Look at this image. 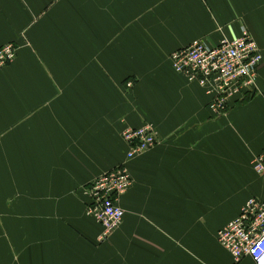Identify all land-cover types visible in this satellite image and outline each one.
<instances>
[{"label": "crops", "instance_id": "1", "mask_svg": "<svg viewBox=\"0 0 264 264\" xmlns=\"http://www.w3.org/2000/svg\"><path fill=\"white\" fill-rule=\"evenodd\" d=\"M245 27L258 90L214 114L169 55ZM0 264L235 263L217 232L264 199V0H0ZM132 80L131 90L123 84ZM157 145L126 162V129ZM125 163L120 227L100 243L94 180Z\"/></svg>", "mask_w": 264, "mask_h": 264}, {"label": "built area", "instance_id": "2", "mask_svg": "<svg viewBox=\"0 0 264 264\" xmlns=\"http://www.w3.org/2000/svg\"><path fill=\"white\" fill-rule=\"evenodd\" d=\"M15 55L13 44L2 46L0 68L12 63ZM170 63L175 73L203 89L209 98L207 109L221 114L232 100L258 90L262 55L248 30L242 27L237 38L221 39L214 47L199 40L175 50ZM127 87H131V83ZM121 137L127 145L126 162L153 149L158 143V133L151 125L126 129ZM252 168L264 180V151L252 160ZM131 185L125 163L98 176L92 183L86 214L101 228L100 243L120 227L124 210L119 205V198ZM216 239L235 263L249 258L253 264H264V199H248L238 216L217 232Z\"/></svg>", "mask_w": 264, "mask_h": 264}, {"label": "rangeland", "instance_id": "3", "mask_svg": "<svg viewBox=\"0 0 264 264\" xmlns=\"http://www.w3.org/2000/svg\"><path fill=\"white\" fill-rule=\"evenodd\" d=\"M5 45H8V44H5ZM173 53V52H172ZM172 53L169 55V63H170V59H171V55H172ZM170 65H171V63H170ZM172 68V67H171ZM173 70V69H172ZM174 71V70H173ZM178 75H180V76H182L185 80H186V82L188 83V84H193V83H190V82H188L187 81V79L183 76V75H181V74H178ZM128 83H131V86H133V84H134V82L132 81V80H128V81H126L124 84H123V86L125 87V88H127V90H131V88L130 87H127V84ZM205 95H206V93H205ZM238 98V97H237ZM206 107L208 108V105H206ZM145 125H148V124H145ZM144 126V125H143Z\"/></svg>", "mask_w": 264, "mask_h": 264}, {"label": "trees", "instance_id": "4", "mask_svg": "<svg viewBox=\"0 0 264 264\" xmlns=\"http://www.w3.org/2000/svg\"><path fill=\"white\" fill-rule=\"evenodd\" d=\"M193 84H196V83H193ZM197 85V84H196Z\"/></svg>", "mask_w": 264, "mask_h": 264}]
</instances>
